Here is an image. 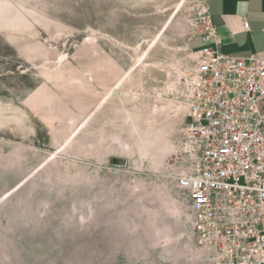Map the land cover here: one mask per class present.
<instances>
[{"label": "rangeland", "instance_id": "1", "mask_svg": "<svg viewBox=\"0 0 264 264\" xmlns=\"http://www.w3.org/2000/svg\"><path fill=\"white\" fill-rule=\"evenodd\" d=\"M200 0H0V264H209L176 180Z\"/></svg>", "mask_w": 264, "mask_h": 264}, {"label": "built area", "instance_id": "2", "mask_svg": "<svg viewBox=\"0 0 264 264\" xmlns=\"http://www.w3.org/2000/svg\"><path fill=\"white\" fill-rule=\"evenodd\" d=\"M198 48L186 63L176 187L209 264H264V58L232 56L200 1ZM248 29V23H243Z\"/></svg>", "mask_w": 264, "mask_h": 264}, {"label": "crops", "instance_id": "3", "mask_svg": "<svg viewBox=\"0 0 264 264\" xmlns=\"http://www.w3.org/2000/svg\"><path fill=\"white\" fill-rule=\"evenodd\" d=\"M200 1L207 6L222 52L264 58V0ZM244 22L248 29H244Z\"/></svg>", "mask_w": 264, "mask_h": 264}]
</instances>
